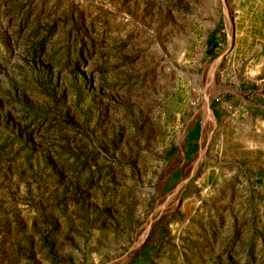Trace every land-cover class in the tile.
<instances>
[{"label":"rangeland","instance_id":"obj_1","mask_svg":"<svg viewBox=\"0 0 264 264\" xmlns=\"http://www.w3.org/2000/svg\"><path fill=\"white\" fill-rule=\"evenodd\" d=\"M0 264H264V0H0Z\"/></svg>","mask_w":264,"mask_h":264},{"label":"bare ground","instance_id":"obj_2","mask_svg":"<svg viewBox=\"0 0 264 264\" xmlns=\"http://www.w3.org/2000/svg\"><path fill=\"white\" fill-rule=\"evenodd\" d=\"M205 70H207V69H205ZM210 71H211V70H210ZM210 73H211V72H210ZM208 76H209V75H208ZM204 112H205V114H206L207 116H209V114L207 113V109H206V107H205V111H204ZM209 117H210V116H209ZM209 117H208V118H209ZM209 119H210V118H209ZM207 122H208V121H207ZM206 137H207V136H206Z\"/></svg>","mask_w":264,"mask_h":264}]
</instances>
